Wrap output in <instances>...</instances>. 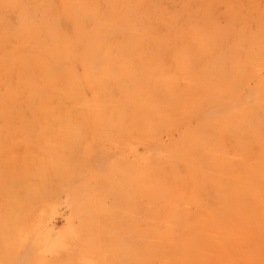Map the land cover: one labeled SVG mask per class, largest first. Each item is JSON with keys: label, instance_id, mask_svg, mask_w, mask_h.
<instances>
[{"label": "rangeland", "instance_id": "1", "mask_svg": "<svg viewBox=\"0 0 264 264\" xmlns=\"http://www.w3.org/2000/svg\"><path fill=\"white\" fill-rule=\"evenodd\" d=\"M0 264H264V0H0Z\"/></svg>", "mask_w": 264, "mask_h": 264}]
</instances>
